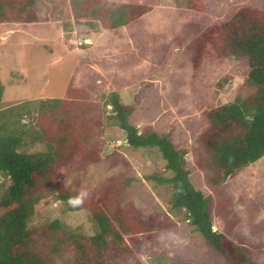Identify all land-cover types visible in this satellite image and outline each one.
Wrapping results in <instances>:
<instances>
[{
  "label": "trees",
  "instance_id": "obj_1",
  "mask_svg": "<svg viewBox=\"0 0 264 264\" xmlns=\"http://www.w3.org/2000/svg\"><path fill=\"white\" fill-rule=\"evenodd\" d=\"M38 2L0 0V23L36 21ZM223 3L225 0H176L174 6L164 9L167 19H174L167 31H163V22L157 17L158 6L126 4L109 23L114 29L122 27L123 33L110 34L87 22L81 32L92 42L80 43L105 55L110 41L124 39L141 58L158 65L163 62L167 43L178 38L183 24H194L199 33L190 55L191 96L208 121L200 135L206 155L199 166L209 170L208 181L214 189L264 158V0H242L229 6ZM146 16L152 24L145 22ZM208 52L237 62L243 82L236 87L243 93H235L216 105L207 103V95L214 93L210 87L223 86L232 76L224 73L213 81L215 77L210 73L204 75L202 72L208 68L203 58ZM72 90L75 93L76 89H68L65 97H46L38 103V108L47 113L38 114L37 127L21 121L24 112H31L26 109L28 101L15 99L0 108V264H53L52 256H60L63 250L72 256L71 264H143L135 250L146 249L144 244L152 241L154 235L147 231L148 223L133 220L131 205H120V186L111 185L98 194L85 193L81 202L74 204L71 201L81 193L74 186L65 187L57 178L59 171L75 169L85 154L93 162L99 160L98 154L86 150L89 131L85 124L76 121L75 98L69 94ZM215 90L219 94L221 88ZM103 97L104 104L111 106L113 114L109 116L125 131L127 144L132 148H155L164 161V169L171 172L166 178L150 175L147 179L169 182L172 206L183 209L188 222L226 264H238L236 255L240 249L227 235L211 229L210 192L208 187L192 181L198 169L186 168V149L175 146L167 135L153 129L138 132L128 122L132 106L124 103L118 92L110 91ZM11 118L14 121L8 123ZM39 143L43 145L41 149L37 147ZM6 180L9 182L4 185ZM49 194L63 202L66 210L87 208L93 234L84 235L77 229L65 231L58 219L32 223L40 209L38 203L43 199L41 204H45Z\"/></svg>",
  "mask_w": 264,
  "mask_h": 264
},
{
  "label": "rangeland",
  "instance_id": "obj_2",
  "mask_svg": "<svg viewBox=\"0 0 264 264\" xmlns=\"http://www.w3.org/2000/svg\"><path fill=\"white\" fill-rule=\"evenodd\" d=\"M175 1L39 0L36 21L0 23V108L15 99L28 101L26 109L31 112H24L21 121L37 127L39 115L45 112L38 108L42 99L65 97L68 89H76L75 93L69 91L77 106L76 121L88 129L86 150L98 154L99 160L93 162L85 154L75 169L61 170L57 178L65 187L74 186L80 193L98 194L111 185L120 186V205H131L133 220L148 223L150 228L146 229L154 235L152 241L144 244L146 249L135 250L143 264H226L221 254L188 222L183 209L172 206L171 184L147 179L150 175L166 178L171 172L164 169V161L155 148H132L127 144L125 131L109 116L113 114L111 106L104 104L103 95L118 92L121 100L132 106L128 122L138 132L153 129L167 135L175 146L186 149V168L198 169L192 181L208 187L210 192L212 229L227 235L240 249L236 255L238 264H264V158L215 189L208 181L209 170L199 166L206 155L200 135L208 121L191 96L190 55L199 33L194 24H183L178 38L167 43L163 62L158 65L141 58L124 39L110 41L105 55L80 44L92 42L81 32L87 22L110 34L123 33L122 27L114 29L109 23L130 3L158 6L157 17L163 22V31H167L174 19H167L164 9L174 6ZM240 1L225 0L223 5ZM146 21L152 24L148 16ZM203 61L208 69L202 73H210L215 77L213 81L224 73L232 75L223 86L210 87L214 93L207 95V103H223L233 94L244 92L236 87L243 82L237 62L209 52ZM214 88H221L219 94ZM42 146L37 144L40 149ZM45 200V204H41L43 199L38 203L40 209L32 217V223L58 219L65 231L77 229L84 235L93 234L87 208L66 210L63 202L51 194ZM60 253L52 256L53 264H71L72 256L64 250Z\"/></svg>",
  "mask_w": 264,
  "mask_h": 264
},
{
  "label": "clouds",
  "instance_id": "obj_3",
  "mask_svg": "<svg viewBox=\"0 0 264 264\" xmlns=\"http://www.w3.org/2000/svg\"><path fill=\"white\" fill-rule=\"evenodd\" d=\"M84 195H85V193L81 192L80 197H78L75 201H71V202L74 203V204H79V203L81 202V198H82ZM212 227H213V224H211V229H212ZM212 230H215V228L212 229Z\"/></svg>",
  "mask_w": 264,
  "mask_h": 264
}]
</instances>
